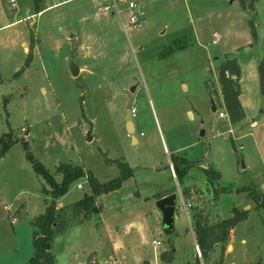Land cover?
<instances>
[{"label":"rangeland","instance_id":"374dc122","mask_svg":"<svg viewBox=\"0 0 264 264\" xmlns=\"http://www.w3.org/2000/svg\"><path fill=\"white\" fill-rule=\"evenodd\" d=\"M139 1L145 25L125 31L113 0H0V137L11 131L18 139L0 158V264H28L31 222L51 199L25 142L58 182L57 168L65 164L100 182L121 175L119 162L132 170L120 188L95 196L98 216L55 236L56 264L73 256L89 264L94 254L106 256V264H198L197 257L200 264H264V209L254 198V189L264 197V96L257 71L264 0L252 7L250 0L245 6L241 0ZM178 37L186 46L163 56ZM226 56L237 58L243 72L247 119L240 126L212 110V99L224 108L217 79ZM72 61L83 68L77 77ZM132 86L129 134L124 91ZM176 155L192 163L185 164L182 183L169 168ZM85 193L90 185L81 178L57 203L69 205ZM163 193L177 195L170 233L157 207ZM235 208L248 210V217L232 229L226 248L215 245L204 261L195 221L211 224L233 216ZM171 246L173 260L161 261Z\"/></svg>","mask_w":264,"mask_h":264},{"label":"trees","instance_id":"16d2710c","mask_svg":"<svg viewBox=\"0 0 264 264\" xmlns=\"http://www.w3.org/2000/svg\"><path fill=\"white\" fill-rule=\"evenodd\" d=\"M245 6L244 0H241ZM255 0H250L249 5L252 7ZM248 8H251V7ZM42 9H37L35 13L41 12ZM255 34L254 28L252 29ZM186 46L183 37L174 39L168 46L166 52L162 55H170L177 49H181ZM258 80L260 94L264 96V54L259 61L258 67ZM242 78V68L237 58L227 57L221 64L218 70V81L220 85V91L223 99V107L228 114L229 121L231 123H237L245 119L246 113L240 100L242 93L240 80ZM18 142V139L14 137L11 131L4 133L0 137V158L7 151V149ZM25 147L28 149L27 157L32 162L35 171L41 175L51 190L45 188L46 192L51 193V199L45 208V211L36 216L32 224L33 229V246L34 254L30 258L28 264H56V256L52 251V245L55 236L64 234L69 228L75 225L82 224L84 221H88L91 218L98 216L101 213V207L95 202V196H100L104 193L116 190L121 187L122 182L132 175V170L129 165L119 162L122 167V173L120 176L113 178L106 182H100L91 172L84 170L80 166H74L70 164L60 165L57 170L62 174L61 182H58L54 175L39 161L33 158L29 151V146L25 142ZM192 165L191 162L184 157L178 155L171 156V162L169 168L174 169L175 178L179 183L183 182V176L187 171L184 167ZM207 170V169H206ZM214 176L218 173L215 170H209ZM81 178H86L90 185L91 193H85V195L78 201L69 205L60 207L58 206L57 199L63 196L69 189L71 183ZM245 188L239 189L244 190ZM254 194L256 201V207L264 209V197L262 194ZM183 196L189 198V191L186 186L183 190ZM248 210L239 211L234 209L233 216L220 219L214 223H204L200 219L195 221V236L196 246L201 251V257L204 261H207L210 256V252L214 246L220 244L222 248H226V244L230 240L232 229L241 221L248 217ZM80 215H82L81 218ZM170 247L168 251H162L160 253V260L163 262H171L173 260V250ZM198 264H200V258L197 257Z\"/></svg>","mask_w":264,"mask_h":264},{"label":"built area","instance_id":"2783aa9c","mask_svg":"<svg viewBox=\"0 0 264 264\" xmlns=\"http://www.w3.org/2000/svg\"><path fill=\"white\" fill-rule=\"evenodd\" d=\"M113 2H114V6L116 8V11H117L120 19H121V22H122V25H123L125 31L130 30V29L131 30L132 29H139L145 25L146 13H145L143 4L139 0H113ZM119 2L122 4V6H120ZM105 8H108V6H105ZM123 12L128 13V21L127 22H125L123 19ZM216 111H218V116L220 119H225V120L229 121L228 114L226 113L224 108H221L220 110H218V108H217ZM131 113H133V112L131 111ZM229 132L233 134L232 129H230ZM79 186L81 187V185H79ZM181 198H182V202H183L185 208L187 206L191 207L190 201L185 200L182 195H181ZM153 243L156 246L162 245V242L160 240H154ZM197 249H198V255L201 256V252H200V249L198 246H197ZM93 264H98V263H96L93 260Z\"/></svg>","mask_w":264,"mask_h":264},{"label":"water","instance_id":"95a60500","mask_svg":"<svg viewBox=\"0 0 264 264\" xmlns=\"http://www.w3.org/2000/svg\"><path fill=\"white\" fill-rule=\"evenodd\" d=\"M70 70L71 73L74 77H77L80 73V68L79 66L72 61L70 63ZM133 90L134 87H130L129 89H126L124 92L128 95V103H127V114H126V122H127V129L128 133L132 134L134 131V126L132 122V107H133ZM217 107L212 99V110L216 111ZM135 140V138L133 137ZM205 182V179L202 181ZM208 186V185H207ZM205 191V189H203ZM176 198L177 195L172 193L168 194L162 198H160L157 201V207L159 208L160 212L162 213V224L164 227V230L168 233L172 232L174 229V213L176 210Z\"/></svg>","mask_w":264,"mask_h":264},{"label":"crops","instance_id":"0c3cea01","mask_svg":"<svg viewBox=\"0 0 264 264\" xmlns=\"http://www.w3.org/2000/svg\"><path fill=\"white\" fill-rule=\"evenodd\" d=\"M26 50H27V48H25ZM79 68H80V72L83 70V68L82 67H80L79 66ZM242 77H243V72H242ZM242 78H241V80H240V84H241V90H242V93H241V95H240V100H241V103H242V105H243V107H244V110H245V103H244V100H243V97H244V90H243V87H242ZM217 81H218V79H217ZM217 81H215V83L217 82ZM218 83V82H217ZM219 91V95H220V100H221V102H222V104H223V99H222V95H221V91H220V88L218 89ZM245 113H246V110H245ZM247 119V113H246V117H245V119L244 120H242V121H240V122H237V123H231V125L233 124V125H237V126H240L241 125V123L242 122H244L245 120ZM252 124L254 125L255 124V121H253L252 122ZM171 173H172V175L175 177V172H174V169L172 168V170H171ZM169 193H163L159 198H162V197H164V196H166V195H168ZM189 200V199H188ZM59 204L60 203H58V206H59ZM230 247V246H229ZM231 248V247H230ZM113 250V249H112ZM111 250V253L110 254H112V253H115V252H117L118 250H113L112 251ZM116 256H117V254H116ZM100 257H102L103 259H100ZM106 257V256H105ZM105 257H103V256H98V254H94V256H93V258H91V260H90V263L89 264H93V260L96 262V263H98V264H100V260H102V264H106L107 263V260H106V258ZM112 258H111V261L112 262H114V261H116V257L115 256H111ZM56 258V260H57V257H55ZM87 259V258H86ZM110 261V260H109ZM68 264H88L87 263V260H86V262H80L78 259H76L74 256L73 257H71V258H69L68 259Z\"/></svg>","mask_w":264,"mask_h":264}]
</instances>
